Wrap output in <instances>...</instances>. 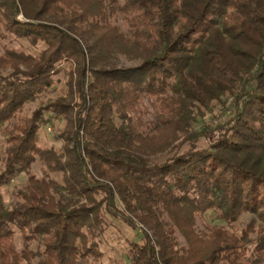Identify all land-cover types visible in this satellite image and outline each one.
Returning <instances> with one entry per match:
<instances>
[{
  "label": "trees",
  "instance_id": "16d2710c",
  "mask_svg": "<svg viewBox=\"0 0 264 264\" xmlns=\"http://www.w3.org/2000/svg\"><path fill=\"white\" fill-rule=\"evenodd\" d=\"M62 73L66 95L22 116ZM46 114L61 152L38 145ZM2 126L0 264H99L111 219L141 234L132 264H264V0H0Z\"/></svg>",
  "mask_w": 264,
  "mask_h": 264
},
{
  "label": "rangeland",
  "instance_id": "374dc122",
  "mask_svg": "<svg viewBox=\"0 0 264 264\" xmlns=\"http://www.w3.org/2000/svg\"><path fill=\"white\" fill-rule=\"evenodd\" d=\"M119 25H121L119 23ZM7 43V41L5 42ZM8 47L16 49L18 51H23L25 53L37 54L41 49L40 46H33L26 41H14L12 43L7 44ZM137 63L128 61L123 57H119L118 66L123 67H132ZM65 66H63L64 68ZM58 83L48 90L40 99L34 103L28 104L25 106V109L22 113V116H30L33 112L38 110L41 106H46L51 102V100H55L58 97H62L66 95V75L62 73L58 77ZM143 107L146 110V114L143 115V122L147 120H153L155 118V104L153 101L148 99H143ZM229 116V113L225 111H220L218 107H214L212 109V113L208 114L206 118V122L215 126L216 124L225 121ZM45 120H48L47 125H42L38 131V145L42 148H54L55 151L61 152L63 142L57 141L56 137L59 132H61L65 127V122L62 118L52 119L50 115L44 116ZM6 126L0 127V158L3 156V152L6 149V144L3 138V130ZM208 146V142L206 140H200L193 147L194 149L200 150L204 149ZM193 149L192 146L187 143L182 146L176 153L178 155L184 154L189 150ZM165 157H159L153 160L154 163H161ZM1 160V159H0ZM1 164V162H0ZM46 172V168L43 166L42 162L37 159V161L31 166L29 170L30 175H34L37 179H41ZM49 174V173H48ZM51 177V174H50ZM58 182L60 178L58 176H52ZM28 176L20 175L15 177L10 184L6 187L2 188V193L7 202H10V194L15 190H20L27 185ZM251 217L249 215L243 214L240 217V220L237 224V227L240 229L241 227H245L246 224L250 221ZM109 227L105 229V232L100 237V251L102 252V258L100 259L99 264H132L129 257V249L130 244H140L141 243V234L140 232L133 230L132 228L122 224L118 220H109ZM217 224L214 222L212 215L206 214L204 217L197 219L196 227L199 232L204 231V227L207 225ZM255 234H251V237H255ZM178 240L180 245L184 246V241L178 236ZM15 246L17 249H20L21 239L19 234H16ZM36 245H32L31 248H34Z\"/></svg>",
  "mask_w": 264,
  "mask_h": 264
}]
</instances>
